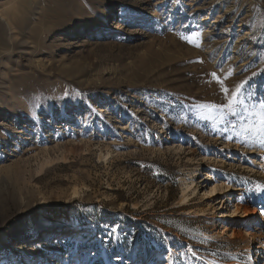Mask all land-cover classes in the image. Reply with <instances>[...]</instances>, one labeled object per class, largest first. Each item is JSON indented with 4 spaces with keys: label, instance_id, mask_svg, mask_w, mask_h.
<instances>
[{
    "label": "rangeland",
    "instance_id": "obj_1",
    "mask_svg": "<svg viewBox=\"0 0 264 264\" xmlns=\"http://www.w3.org/2000/svg\"><path fill=\"white\" fill-rule=\"evenodd\" d=\"M252 206L264 0H0V264H260Z\"/></svg>",
    "mask_w": 264,
    "mask_h": 264
},
{
    "label": "bare ground",
    "instance_id": "obj_2",
    "mask_svg": "<svg viewBox=\"0 0 264 264\" xmlns=\"http://www.w3.org/2000/svg\"><path fill=\"white\" fill-rule=\"evenodd\" d=\"M203 194L205 195L208 194V191H204ZM246 208L247 210L245 211H247V213L250 212L252 214V219H248L249 221L245 220V223L247 224V228L249 229V230H246V235L248 236L249 241H250L249 248L251 249L252 242L256 244L255 246L256 247L255 249L256 258L260 256V259H261L260 264H264V217H263L262 209L256 208L253 206L246 207ZM163 254L164 253H161L160 255H163ZM169 255H171L170 252H169ZM49 262H53V261L50 260ZM133 263L134 261L131 262V264Z\"/></svg>",
    "mask_w": 264,
    "mask_h": 264
},
{
    "label": "snow or ice",
    "instance_id": "obj_3",
    "mask_svg": "<svg viewBox=\"0 0 264 264\" xmlns=\"http://www.w3.org/2000/svg\"><path fill=\"white\" fill-rule=\"evenodd\" d=\"M213 76H216V73L213 72L212 73ZM222 92L225 94V96L227 97L228 95L232 96V99L228 100V103L223 105V107L225 108H232L234 102L236 101V98L238 97L239 93L241 92V88L237 87L236 90L233 92L231 91L228 87H222Z\"/></svg>",
    "mask_w": 264,
    "mask_h": 264
}]
</instances>
